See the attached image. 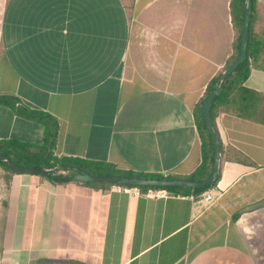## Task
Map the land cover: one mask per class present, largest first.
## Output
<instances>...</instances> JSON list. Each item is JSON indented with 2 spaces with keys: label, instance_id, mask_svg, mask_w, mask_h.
I'll return each instance as SVG.
<instances>
[{
  "label": "crops",
  "instance_id": "crops-1",
  "mask_svg": "<svg viewBox=\"0 0 264 264\" xmlns=\"http://www.w3.org/2000/svg\"><path fill=\"white\" fill-rule=\"evenodd\" d=\"M230 1L0 0V95L57 120L58 157L187 177L203 162V99L234 53ZM248 68L212 108V203L0 168V264H264V205L249 210L264 201V0ZM44 139L0 104V142Z\"/></svg>",
  "mask_w": 264,
  "mask_h": 264
},
{
  "label": "trees",
  "instance_id": "trees-1",
  "mask_svg": "<svg viewBox=\"0 0 264 264\" xmlns=\"http://www.w3.org/2000/svg\"><path fill=\"white\" fill-rule=\"evenodd\" d=\"M244 3L245 0L230 1V12L237 34L235 39L234 53L229 58L225 69L238 56L240 42H241L243 18H244ZM254 3L255 0H253V5ZM252 11H251V17H252ZM250 31H251V26H250ZM221 74L222 73L217 75L215 80H213V82L210 84L207 91V95L203 99V102L205 101L209 93L212 91L213 85L219 79ZM248 74H249V68H248V59H247L230 76H228L222 84L224 86L228 81L234 80L235 82H239V84L242 85L243 82L247 79ZM0 104H7L11 106L13 109H15L17 114H19L20 116H24L29 119L35 120L37 122L42 123L45 126V139L42 144H34V143H26V142L23 143L20 141L0 142V150L2 151V154L8 156L16 163L24 166L53 168L58 165H76L97 175L99 174L124 175V176L143 177V178L190 179V180L205 179L210 175L212 170L214 148L211 137L205 127L202 118H201V136H202L203 162L199 166V168H197V170L194 171L191 175H188L187 177L184 178H179L175 176H165L159 174L138 173L133 171L121 170L118 169L112 163H107V162L86 161L83 159L71 158V157H58L54 154L53 151L56 145V139L58 133V122L55 118H53L51 115L43 111L26 107L25 105L21 104L20 101H18L12 96L0 95ZM208 146H210V151H208ZM0 168L9 172L11 175L17 173L16 171L10 169L6 162L1 160H0ZM74 174H75L74 171H67V173L54 172L48 175H40V176L50 181L65 183L72 181L71 176H73ZM218 178L219 175L216 181L214 182V184L217 182ZM80 183L96 188H110L112 186H124V185H114L111 183H104V182H80ZM212 186L202 189L157 188V187H146V186H138V188L141 191H147L149 189H164L176 193H184V194L193 193L195 195H199L209 190Z\"/></svg>",
  "mask_w": 264,
  "mask_h": 264
},
{
  "label": "water",
  "instance_id": "water-1",
  "mask_svg": "<svg viewBox=\"0 0 264 264\" xmlns=\"http://www.w3.org/2000/svg\"><path fill=\"white\" fill-rule=\"evenodd\" d=\"M253 9V0H245L244 3V18L242 25V34L240 48L237 58L224 70L219 79L213 85L212 91L209 93L205 101L201 105L202 118L205 127L211 137L214 153H213V165L210 175L202 180H190V179H159V178H143L124 175H103L93 174L90 171L76 166V165H58L53 168L37 167V166H24L16 163L8 156L2 154L0 150V160L7 163L8 167L17 173L21 174H38L48 175L54 172H66L74 171L75 174L71 176L73 181L80 182H104L114 185L124 186H146L157 188H184V189H202L212 186L216 181L221 164V144L219 136L214 127V118L212 115V108L215 99L222 92V83L230 76L242 63L248 59V46L250 38V26H251V11ZM264 205V201L256 203L249 207V210L256 209Z\"/></svg>",
  "mask_w": 264,
  "mask_h": 264
},
{
  "label": "built area",
  "instance_id": "built-area-1",
  "mask_svg": "<svg viewBox=\"0 0 264 264\" xmlns=\"http://www.w3.org/2000/svg\"><path fill=\"white\" fill-rule=\"evenodd\" d=\"M119 191H128L133 192L135 195H141L143 194L141 190L138 187H132V186H117ZM147 196H150V193H146ZM193 198V196H192ZM203 200L208 204L212 203L214 200V194L211 191H206L203 193Z\"/></svg>",
  "mask_w": 264,
  "mask_h": 264
},
{
  "label": "rangeland",
  "instance_id": "rangeland-1",
  "mask_svg": "<svg viewBox=\"0 0 264 264\" xmlns=\"http://www.w3.org/2000/svg\"><path fill=\"white\" fill-rule=\"evenodd\" d=\"M62 173H67V171L66 172H62Z\"/></svg>",
  "mask_w": 264,
  "mask_h": 264
}]
</instances>
